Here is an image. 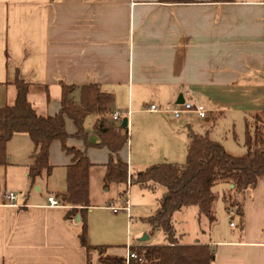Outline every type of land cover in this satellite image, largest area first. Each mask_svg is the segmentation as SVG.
<instances>
[{"label": "crops", "instance_id": "crops-1", "mask_svg": "<svg viewBox=\"0 0 264 264\" xmlns=\"http://www.w3.org/2000/svg\"><path fill=\"white\" fill-rule=\"evenodd\" d=\"M18 77L29 83L28 99L42 115L59 112L62 83L75 86L77 103L81 86L90 83L112 95L108 118L115 112L128 117L127 127L123 117L112 121L128 135L121 156L130 174L156 163H183L191 131L209 134L226 149L214 131L218 117L246 119L264 111V0H0V107L14 103ZM189 99L203 104L208 115L183 111L175 118L148 109L150 104L180 107ZM96 115L84 123L94 144L99 142ZM68 130L74 131L70 120ZM69 144L86 149L82 140L72 138ZM33 148L27 133L15 134L7 144L8 162L0 166V264H87L81 218H68V204L50 206L48 200L52 195L61 200L72 155L54 140L52 171L32 185ZM87 154L92 162L89 241L110 245L103 237H115L126 227L133 244L146 243V228H133L130 213L121 217L122 211L111 208L115 199L104 184L110 150L91 146ZM132 186L129 203L145 204L135 199V189L129 195ZM161 189L154 192V212ZM9 191L17 193L15 203L7 199ZM118 199L124 205L119 192ZM185 208L175 212L174 225ZM153 213L141 219L147 222ZM178 235L183 242V232ZM214 236L194 241L215 248L212 264H264V180L246 192L244 229L230 222ZM92 260L102 264L97 254Z\"/></svg>", "mask_w": 264, "mask_h": 264}, {"label": "trees", "instance_id": "trees-1", "mask_svg": "<svg viewBox=\"0 0 264 264\" xmlns=\"http://www.w3.org/2000/svg\"><path fill=\"white\" fill-rule=\"evenodd\" d=\"M181 2L185 0H163ZM218 1V0H216ZM223 1V0H222ZM229 1V0H224ZM17 88L13 104L0 107V166L8 162L7 144L17 133H27L34 145L31 153L28 177L33 185L43 172L50 174V146L59 140L63 149L72 155L68 165L67 187L61 201L68 204L67 217L80 216L81 244L87 251V264L98 255L102 264H212L215 248L208 243H184L174 225V214L184 207L197 206L199 214L210 222L216 220L215 208L218 199H223L225 208L233 212L231 218L240 230L245 226V196L248 189L264 180V111L246 118L245 146L242 156L230 154L224 145L213 140L209 134L190 132L187 158L183 163L162 162L130 174L128 162L121 152L128 143V135L121 125L108 118L114 101L112 95L101 90L98 83L81 86V102L72 97L75 86L62 83L61 108L55 115L39 114L28 99L29 83L21 78L15 80ZM97 114L94 130L99 142L90 141L85 128V119ZM74 131L68 130V121ZM82 140L86 149L69 144L70 139ZM91 146L107 147L110 158L105 164L104 184L121 187L119 197L127 200L129 185L163 188L156 211L145 220L153 230H161L162 243L133 244L130 250L134 257L109 254L110 245L92 244L88 237V209L90 198V161L87 149ZM226 187L220 193L214 187Z\"/></svg>", "mask_w": 264, "mask_h": 264}, {"label": "rangeland", "instance_id": "rangeland-1", "mask_svg": "<svg viewBox=\"0 0 264 264\" xmlns=\"http://www.w3.org/2000/svg\"><path fill=\"white\" fill-rule=\"evenodd\" d=\"M251 118V117H250ZM214 131H217V134L221 135L223 138L222 141L225 143L226 149L230 154L236 156H242L247 153V148L245 146V136H246V119L243 115L239 114H224L218 117L216 124L214 125ZM185 161V160H184ZM98 179V177H97ZM224 184L221 183L214 188L217 189L220 193L222 192ZM162 187L157 189L153 188H140L139 186H132L129 191L135 189L133 196L135 199L143 200L145 204L132 203L130 199L131 209L129 212L122 211L119 216L123 217L130 213L132 215V222L134 223L133 228L141 226L146 228L147 234H149V239L146 243H162L165 241L164 234L161 230L153 231L148 222H145L141 217H146L149 214L153 213L155 210L156 199L154 197V192H160ZM121 188L117 184H111L110 190L107 192L108 195H113L115 199L116 206H122L121 202L118 199V192ZM143 194V196H142ZM132 195V194H131ZM112 212V210H111ZM197 213L199 214V208L197 206H190L185 208V210L179 212L176 216V229L178 234L183 232L182 240L183 242L192 243L195 240H201L204 237H215L214 235L218 233L224 225H229L231 221L235 219L231 218L224 207L223 199L220 197L216 203L215 215L216 220L210 222L205 215H201L198 218ZM102 238V237H99ZM105 240H108L107 244H110L108 250L109 254L113 255H124L128 251V246L135 243L136 240L130 237H127L126 227H121L120 233L115 237H103ZM107 242V241H106Z\"/></svg>", "mask_w": 264, "mask_h": 264}, {"label": "built area", "instance_id": "built-area-1", "mask_svg": "<svg viewBox=\"0 0 264 264\" xmlns=\"http://www.w3.org/2000/svg\"><path fill=\"white\" fill-rule=\"evenodd\" d=\"M148 109L153 112H171L175 118H180L181 114L183 111H195L197 112L201 117H206L208 115V110L207 108L201 104L198 103L197 101H194L193 99L185 100L182 104V106H166V107H159L156 104H150L148 105ZM123 117V114L120 112H115L112 115V120L113 121H121ZM6 197L8 200H10L12 203H15V200L17 199V193L9 191L6 194ZM49 200V205L50 206H62L64 203L61 200H58L55 196H50L48 198ZM112 210L117 213L119 211H126L129 212L130 209V203L129 200L124 201V205L122 206H111ZM235 224L231 222V226H234ZM130 246H128V253L127 257H134L135 253H133L130 250Z\"/></svg>", "mask_w": 264, "mask_h": 264}, {"label": "water", "instance_id": "water-1", "mask_svg": "<svg viewBox=\"0 0 264 264\" xmlns=\"http://www.w3.org/2000/svg\"><path fill=\"white\" fill-rule=\"evenodd\" d=\"M127 125H128V117L125 116L123 117V120H122V126L127 127ZM78 220H80V216H78ZM148 238H149L148 235H146L145 237L142 238V240H146Z\"/></svg>", "mask_w": 264, "mask_h": 264}]
</instances>
